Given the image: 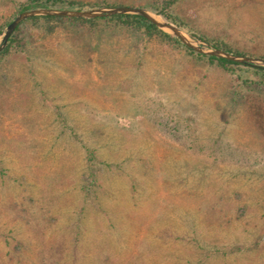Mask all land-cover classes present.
<instances>
[{
  "label": "rangeland",
  "instance_id": "obj_1",
  "mask_svg": "<svg viewBox=\"0 0 264 264\" xmlns=\"http://www.w3.org/2000/svg\"><path fill=\"white\" fill-rule=\"evenodd\" d=\"M171 13L264 60V0ZM22 30L0 62V264H264V85L116 26Z\"/></svg>",
  "mask_w": 264,
  "mask_h": 264
},
{
  "label": "trees",
  "instance_id": "obj_2",
  "mask_svg": "<svg viewBox=\"0 0 264 264\" xmlns=\"http://www.w3.org/2000/svg\"><path fill=\"white\" fill-rule=\"evenodd\" d=\"M173 5V0H162L159 4L155 0L145 1L143 4H129L125 5L122 3H109L107 0H97L95 2H82L79 0H26L19 4L16 10V14L25 12L32 9L45 8V9H59V10H74L82 11L85 8L94 7H129V8H147L154 12L156 15L160 16L168 24H171L181 30H185L192 38H196L195 34L189 32L182 22H180L171 13V7ZM5 22L4 25L0 26V35L10 22ZM53 21L66 22L72 25H86L90 29H95L99 26H116L126 29L134 34L144 36L146 38H161V40L167 42L172 47L177 48L182 51L186 56L196 60L203 61L210 66H214L219 70L233 75L238 74L239 78H242L243 83L247 86L250 84L264 85V69L249 66L246 64H239L232 61L215 58L211 56H204L194 52L193 50L185 47L179 42L175 37H171L160 30H158L153 24H151L146 19L133 16V15H114L108 18H96L91 20L76 19V18H58V17H32L22 21L10 35L5 48L0 51V62L7 58L13 46L18 45L23 39L24 25L37 26L40 24H48ZM45 33H51L52 28H45ZM211 47L223 51L228 54L247 57L246 55L233 51L229 45L224 42H216L203 38H197Z\"/></svg>",
  "mask_w": 264,
  "mask_h": 264
},
{
  "label": "water",
  "instance_id": "obj_3",
  "mask_svg": "<svg viewBox=\"0 0 264 264\" xmlns=\"http://www.w3.org/2000/svg\"><path fill=\"white\" fill-rule=\"evenodd\" d=\"M114 15H133V16L142 17L147 21H149L151 24H153L161 32L171 37L177 38L181 44H183L185 47L193 50L198 54L220 58L235 63L246 64L249 66L264 69L263 59L242 57V56H236L225 53L223 51L211 47L205 42H201L191 38L181 30H179L178 28L174 27L171 24H168L167 22L162 20L159 16L150 12L149 10L143 8H129V7H98V8H92L82 11L38 8V9H32L25 12H21L14 17V19L5 27L4 31L1 33L0 51H2L5 48L6 43L12 32L15 30V28L22 21L28 18L58 17V18H76V19L91 20L96 18H108Z\"/></svg>",
  "mask_w": 264,
  "mask_h": 264
}]
</instances>
